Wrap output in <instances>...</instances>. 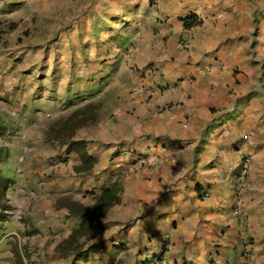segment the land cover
Segmentation results:
<instances>
[{
	"label": "rangeland",
	"instance_id": "1",
	"mask_svg": "<svg viewBox=\"0 0 264 264\" xmlns=\"http://www.w3.org/2000/svg\"><path fill=\"white\" fill-rule=\"evenodd\" d=\"M10 2L0 3V146L8 149L14 184L7 192L12 209L0 221V264H181L177 232L173 244L156 214L170 181L188 168L165 160L166 146L154 143L171 117L155 97L173 87L153 86L157 75L141 64L153 57L138 45L145 19L116 0ZM67 126L72 132L63 134ZM71 140H84L98 158L92 172L75 171L80 160L68 155ZM156 156L162 162L155 165ZM162 164L173 173L156 175ZM112 178L122 183L121 203L85 246L104 249L75 260L66 243L79 224L68 205L92 204Z\"/></svg>",
	"mask_w": 264,
	"mask_h": 264
},
{
	"label": "crops",
	"instance_id": "2",
	"mask_svg": "<svg viewBox=\"0 0 264 264\" xmlns=\"http://www.w3.org/2000/svg\"><path fill=\"white\" fill-rule=\"evenodd\" d=\"M116 2L145 19L138 45L153 51L152 58L140 60L149 74L157 75L153 86L173 87L155 97L171 107V117L154 143L166 146L165 160H179L188 171L170 181L165 207L156 218L173 244L177 232L181 264H214V258L215 264H240L232 216L236 205L249 214L255 263L264 264V0ZM189 14L200 23L185 29ZM187 34L191 47L181 49L179 41ZM243 153L252 158L246 172ZM169 168L162 164L154 171L164 176L173 173ZM241 181L246 188L240 190ZM206 191L209 198L203 196Z\"/></svg>",
	"mask_w": 264,
	"mask_h": 264
},
{
	"label": "trees",
	"instance_id": "3",
	"mask_svg": "<svg viewBox=\"0 0 264 264\" xmlns=\"http://www.w3.org/2000/svg\"><path fill=\"white\" fill-rule=\"evenodd\" d=\"M183 23L185 29H191L200 22L198 16L190 14L183 19ZM2 122L3 120L0 119V135L1 131L6 129V127H3ZM67 129L71 133L73 126H67L63 134L67 132ZM63 134H61L59 139L63 138ZM67 149L68 154L74 152L79 157L80 163L75 167V171L79 175L92 172L99 162L98 158L89 153L84 140H71ZM7 150L5 146H0V221H5L6 213L12 209L7 192L14 184V178L8 172L10 166L8 165ZM4 168L6 169L2 171L1 169ZM109 176L113 177L114 173L110 172ZM95 192L97 196L92 204L72 202L68 205L69 217L74 219L79 225L72 230L66 244L71 250L70 252L74 255L75 260H81L82 262L89 261L93 253L99 254L103 251V246L98 243H93L87 247L85 246L88 241L96 239L105 230L106 227L104 226L103 220L112 208L121 203L123 186L118 178H112L108 182H105L99 191ZM151 233L155 236L152 231ZM76 243H80L79 248H73V245ZM151 257L152 260H148V262L156 260L157 256L153 254ZM240 260H242L241 256ZM212 263L214 262L212 261ZM227 264L231 263L228 262Z\"/></svg>",
	"mask_w": 264,
	"mask_h": 264
},
{
	"label": "clouds",
	"instance_id": "4",
	"mask_svg": "<svg viewBox=\"0 0 264 264\" xmlns=\"http://www.w3.org/2000/svg\"><path fill=\"white\" fill-rule=\"evenodd\" d=\"M190 15V14H189ZM186 17V16H185ZM164 156V155H163ZM244 156H248L250 158V164L252 162V158L249 154H242V157H241V160H242V165L244 168H246L248 165L245 164V160L243 159ZM165 159V158H164ZM163 160V159H162ZM158 161V162H157ZM154 162H155V165L156 164H159L161 163V158L156 156L154 158ZM247 170H244V172H246ZM239 183V182H238ZM246 188V182L244 181H241L239 183V185H237V189H245ZM203 196L205 198H209L210 194H209V191H206L204 192ZM242 208L243 211L245 212L246 216H247V224L245 226H243L239 220L234 216V211L237 210V209H240ZM232 216L235 220V223H236V226L238 227V231H239V236H238V241H239V244L237 245V254L240 255L242 257V260H240V264H254L253 263V254L250 252L251 250H253V247H252V241H251V237L249 235V232H248V228L250 227L249 226V215H247V211L244 209V207L242 205H236L233 210H232ZM169 238H166V240H168ZM249 252L250 253V261L248 260V257L246 256L245 252ZM212 261L214 262L215 264V258L212 259ZM242 261V262H241ZM228 263V262H227ZM221 264H223L221 262ZM232 264V263H231Z\"/></svg>",
	"mask_w": 264,
	"mask_h": 264
},
{
	"label": "built area",
	"instance_id": "5",
	"mask_svg": "<svg viewBox=\"0 0 264 264\" xmlns=\"http://www.w3.org/2000/svg\"><path fill=\"white\" fill-rule=\"evenodd\" d=\"M191 44H192V35L187 34L183 38L180 39L178 46L181 49H188L189 47H191ZM243 159L245 160L246 165L250 164V158L248 156H244ZM234 216L239 220V222L243 226H245L247 224V221H248L247 216H246V214L242 208L235 210ZM245 254L248 257V260L250 261L251 260L250 259V256H251L250 253L246 251Z\"/></svg>",
	"mask_w": 264,
	"mask_h": 264
}]
</instances>
